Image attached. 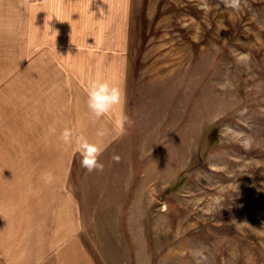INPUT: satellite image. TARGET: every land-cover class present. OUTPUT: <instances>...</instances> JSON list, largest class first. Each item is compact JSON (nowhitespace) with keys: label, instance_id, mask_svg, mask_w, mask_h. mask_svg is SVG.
I'll return each mask as SVG.
<instances>
[{"label":"rangeland","instance_id":"obj_1","mask_svg":"<svg viewBox=\"0 0 264 264\" xmlns=\"http://www.w3.org/2000/svg\"><path fill=\"white\" fill-rule=\"evenodd\" d=\"M102 2L79 44L111 47L132 123L88 173L32 128L25 0H0V264H264V0Z\"/></svg>","mask_w":264,"mask_h":264},{"label":"crops","instance_id":"obj_2","mask_svg":"<svg viewBox=\"0 0 264 264\" xmlns=\"http://www.w3.org/2000/svg\"><path fill=\"white\" fill-rule=\"evenodd\" d=\"M102 1L25 0L20 17L24 43V79L30 97L31 91L33 95L36 91L39 102L44 107L41 110V105L38 108L34 105V110H31V115L35 111V117L32 115L30 119L32 128L37 127L38 123L48 122L46 112H49L53 123L51 126L44 125L47 132L55 129L59 132L56 134H60L65 127H70L78 133H84L91 142L105 147L117 137L111 120L107 117L99 120L94 118L87 108L86 92H76L75 88L83 90L87 81L96 76L119 82L114 77L117 63L112 61V49L109 45L102 43L95 47L79 44L78 38L90 37L89 33L93 30L92 26H87V22H91L94 17L93 3L101 9ZM52 16L49 25L58 32L56 40L53 33L44 26L46 17ZM87 54L88 60L85 57ZM98 129L105 130L106 134L98 137ZM73 147L68 146V149L73 151Z\"/></svg>","mask_w":264,"mask_h":264},{"label":"clouds","instance_id":"obj_3","mask_svg":"<svg viewBox=\"0 0 264 264\" xmlns=\"http://www.w3.org/2000/svg\"><path fill=\"white\" fill-rule=\"evenodd\" d=\"M225 3L228 7L236 11L240 10L241 0H225ZM52 19L53 16L51 18L46 17L44 26L53 33L56 40L58 32L54 31L49 25ZM56 19L58 20V18ZM237 59L245 60L247 57L244 54H240ZM85 92L87 96V108L91 115L97 120L104 117L109 118L112 122V129L116 135H124L127 130L126 126L130 127L132 122L125 111L127 94L123 83L113 82L101 76H96L87 81ZM224 131L225 133H231L233 142H239L242 148L248 149L251 146V140L245 138V133L232 130L227 125L224 126ZM105 134L106 131L103 129H98L96 132L98 137H102ZM59 139L65 145L74 146V152L79 153L81 156V167L86 169L88 173L103 171L104 165L99 161V157L104 151L103 146L91 142L84 133H78L70 127H65L63 129ZM114 159L119 162V157H114ZM42 178L45 183H52L55 180L51 172L43 173Z\"/></svg>","mask_w":264,"mask_h":264}]
</instances>
